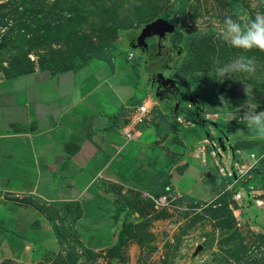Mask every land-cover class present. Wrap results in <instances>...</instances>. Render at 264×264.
<instances>
[{
  "label": "rangeland",
  "instance_id": "1",
  "mask_svg": "<svg viewBox=\"0 0 264 264\" xmlns=\"http://www.w3.org/2000/svg\"><path fill=\"white\" fill-rule=\"evenodd\" d=\"M172 2L0 0V264H264V140L253 137L240 110L249 100L264 111V51L244 52L221 38L226 17L244 24L264 14V0H190L169 40L180 54L171 65L179 90L160 97L137 42ZM102 49L111 50L114 69L92 60L97 108L121 112V134L124 106L145 102L148 124L99 153L93 179L73 181L62 168L52 172L59 194L11 191L12 182L40 171L23 166L11 97L27 91L35 99L48 75L54 82L64 73L68 85L72 60ZM240 55L254 59V73L220 82L216 66ZM158 170L168 171L170 185L150 196L146 186Z\"/></svg>",
  "mask_w": 264,
  "mask_h": 264
},
{
  "label": "crops",
  "instance_id": "2",
  "mask_svg": "<svg viewBox=\"0 0 264 264\" xmlns=\"http://www.w3.org/2000/svg\"><path fill=\"white\" fill-rule=\"evenodd\" d=\"M91 63L70 71L71 78L65 76L69 80L68 85L62 84L60 76L64 73L54 76V82L48 75L46 80L49 82L36 84L38 89L40 85L41 91L37 92L35 99L30 98L27 91L22 98L11 97L10 121L21 124L23 128L19 136L17 134L21 151L26 154L23 166L26 168L32 164L34 169L40 170L27 172L25 178L12 182L9 185L13 186L9 187L11 191L32 189L43 198L59 194L61 188L52 172L62 168L72 170L69 177L73 181L77 176L93 179L94 161H97L99 153L113 151L112 141L121 139L122 135L115 130V123L121 116L113 117L119 111L98 109L91 97L94 91L89 79Z\"/></svg>",
  "mask_w": 264,
  "mask_h": 264
},
{
  "label": "clouds",
  "instance_id": "3",
  "mask_svg": "<svg viewBox=\"0 0 264 264\" xmlns=\"http://www.w3.org/2000/svg\"><path fill=\"white\" fill-rule=\"evenodd\" d=\"M221 38L232 47L241 49L244 52L252 49L264 51V14H257L242 24L228 16L224 20V29ZM255 71V61L246 55H240L231 62L222 66L217 65L215 74L223 82L225 78H232L234 73L253 74ZM245 95L249 96V89L246 86ZM249 100L242 104L243 110L241 119L246 122L247 127L256 139L264 140V111L257 112Z\"/></svg>",
  "mask_w": 264,
  "mask_h": 264
},
{
  "label": "flooded vegetation",
  "instance_id": "4",
  "mask_svg": "<svg viewBox=\"0 0 264 264\" xmlns=\"http://www.w3.org/2000/svg\"><path fill=\"white\" fill-rule=\"evenodd\" d=\"M171 35L161 43L157 36L145 39L146 48L139 46L137 43L140 51L145 56L143 70L149 73L152 91H155L154 93L160 97L167 93L174 94L179 90V82L172 74L171 65L178 63L180 54L174 56L175 49L169 46ZM152 47L155 49L153 52L150 51ZM148 58L153 60H148ZM179 95H183V93L180 92Z\"/></svg>",
  "mask_w": 264,
  "mask_h": 264
},
{
  "label": "trees",
  "instance_id": "5",
  "mask_svg": "<svg viewBox=\"0 0 264 264\" xmlns=\"http://www.w3.org/2000/svg\"><path fill=\"white\" fill-rule=\"evenodd\" d=\"M190 0H173V2L169 5L167 10L162 14L161 18L169 21L170 23L174 22L175 16L179 18L185 15V10L189 5ZM175 43V42H174ZM113 54L110 49H102L99 52L92 54L90 57L81 59H74L71 62V67L66 69V71H77L81 67L88 65L92 62V60H98L106 63L113 70L114 69V59ZM65 71V70H64ZM63 72V71H60ZM187 114H192V111L189 108L184 109ZM121 112L116 113L113 117L121 116ZM194 118V117H193ZM145 127V126H144ZM197 130V129H195ZM171 161H167L166 167H170ZM170 185V174L166 170H158L156 174L152 177L150 182L146 186V192L150 196H159L163 194L166 189L168 190Z\"/></svg>",
  "mask_w": 264,
  "mask_h": 264
},
{
  "label": "built area",
  "instance_id": "6",
  "mask_svg": "<svg viewBox=\"0 0 264 264\" xmlns=\"http://www.w3.org/2000/svg\"><path fill=\"white\" fill-rule=\"evenodd\" d=\"M124 111L126 116L121 125V135L125 140L130 141L136 136L140 126L148 124L151 110L145 102H142L136 105H125Z\"/></svg>",
  "mask_w": 264,
  "mask_h": 264
},
{
  "label": "water",
  "instance_id": "7",
  "mask_svg": "<svg viewBox=\"0 0 264 264\" xmlns=\"http://www.w3.org/2000/svg\"><path fill=\"white\" fill-rule=\"evenodd\" d=\"M176 25L170 23L163 18H157L156 20L144 25L140 30L138 45L146 48L145 39L157 36L160 43L166 40L169 35L173 34L176 30Z\"/></svg>",
  "mask_w": 264,
  "mask_h": 264
}]
</instances>
